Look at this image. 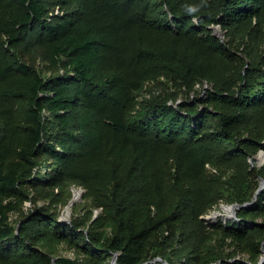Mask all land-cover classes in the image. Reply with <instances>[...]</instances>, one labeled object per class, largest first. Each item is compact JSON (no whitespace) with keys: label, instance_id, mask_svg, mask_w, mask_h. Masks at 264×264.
Returning a JSON list of instances; mask_svg holds the SVG:
<instances>
[{"label":"trees","instance_id":"16d2710c","mask_svg":"<svg viewBox=\"0 0 264 264\" xmlns=\"http://www.w3.org/2000/svg\"><path fill=\"white\" fill-rule=\"evenodd\" d=\"M262 149L264 0H0V264H260Z\"/></svg>","mask_w":264,"mask_h":264},{"label":"rangeland","instance_id":"374dc122","mask_svg":"<svg viewBox=\"0 0 264 264\" xmlns=\"http://www.w3.org/2000/svg\"><path fill=\"white\" fill-rule=\"evenodd\" d=\"M59 10H57V12H58ZM215 29L216 30H218L219 32H220V35H222V36H224V34H225V32H224V30L222 29V27L220 26V25H217L216 27H215ZM33 60L35 61V63L36 64H38V65H40V66H42L43 68H44V70L45 71H48V66L44 63V62H42L41 61V59L39 58V57H34L33 58ZM263 151H264V149H262ZM262 150H260V151H262ZM260 152L258 153V158L256 159V162H257V164L258 165H263L264 164V159L263 160H261L260 159ZM263 186H264V184H263ZM82 188H84V187H82L81 185H75V184H73L72 186H71V191H72V194H71V199H75L74 200V202H73V204H71L70 206H69V203H70V201H71V199H70V201L67 203V204H60L59 206H58V208L60 209V215H61V217L62 216H64L66 219H68V220H71V218L74 216V214H76V213H82L83 211H85V209L86 208H88L89 207V205H90V202L87 200V198H85V191L84 192H82V193H79V194H76L77 193V191L78 190H80V189H82ZM46 200L44 199V198H40L39 199V203H44ZM48 202L49 203H51L50 202V200L48 199ZM225 203H221V204H219L218 206H216L212 211H210L208 214H206L204 217L206 218V221L208 222V223H210V222H212V221H214V220H217L218 218H220V217H222V218H224L225 220H226V218L227 219H234L237 215H231V213L229 214V215H227V216H224V215H220V216H218V217H215V218H211V215L214 213V212H216V211H219V210H223V213H228V212H226L225 210H224V208H223V205H224ZM25 205H27V206H31L32 205V203H31V201L30 200H27L26 202H25ZM227 205V204H226ZM70 207V213H67V209ZM216 210V211H215ZM100 211V209H95V212H99ZM67 213V214H66ZM17 213H15V214H13V218H16L17 217ZM62 253L63 254H65V255H70V256H73L74 255V251L72 250V249H70V248H66V247H64V248H62ZM262 257H264V250H263V255H262Z\"/></svg>","mask_w":264,"mask_h":264},{"label":"water","instance_id":"95a60500","mask_svg":"<svg viewBox=\"0 0 264 264\" xmlns=\"http://www.w3.org/2000/svg\"><path fill=\"white\" fill-rule=\"evenodd\" d=\"M215 33H216V34H220V32H219L218 30H216V29H215ZM261 155H264V151H263V150L260 151V155H259V156H261ZM257 158H258V156H256V159H257ZM261 184H262V185H261V188H262V187H263V184H264V179L262 180V183H261ZM261 188H260V189H261ZM260 189H259V190H260ZM84 191H86L85 188H82V189L78 190L79 193H82V192H84ZM79 193H78V194H79ZM258 193H259V191H258ZM76 194H77V193H76ZM255 198H258V194L256 195ZM74 200H75V199H71V201H70V203H69V206H70L71 204H73ZM253 202H254V201H250V202H247V203H244V204H240V203H238V202L233 203V204H227V205L224 204V205H223V208L226 209V207H229V208H231V210H232L231 215H237V209H238V208L243 207V206H246V207L251 206V205L253 204ZM237 217H238V215H237L235 218H237ZM62 219L68 220V219H66L64 216H62ZM226 220H228V219L226 218ZM263 250H264V247H263ZM117 258H118V254L116 253L115 256H114V258H113V260H112V264H117ZM157 259H161V260H163L166 264H169L168 261H167V260H164L162 257H157ZM53 262H54V264H56V259H54ZM148 263H149V262H146V263H144V264H148ZM263 263H264V257H262V260H261L260 264H263Z\"/></svg>","mask_w":264,"mask_h":264},{"label":"bare ground","instance_id":"6f19581e","mask_svg":"<svg viewBox=\"0 0 264 264\" xmlns=\"http://www.w3.org/2000/svg\"><path fill=\"white\" fill-rule=\"evenodd\" d=\"M260 159L261 160H263L264 159V155H261L260 156ZM79 192L77 191V194H78ZM226 212H228V213H223V210L221 211V210H219V211H216V212H214L212 215H211V218H215V217H218V216H220V215H224V216H227V215H229L231 212H232V210H231V208H229V207H226V209H224ZM213 212V211H212ZM67 213H70V207L67 209ZM66 213V214H67Z\"/></svg>","mask_w":264,"mask_h":264}]
</instances>
